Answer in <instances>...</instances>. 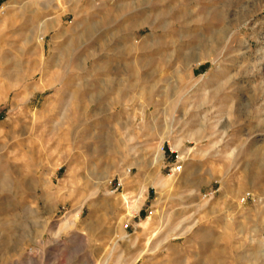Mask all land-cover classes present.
Masks as SVG:
<instances>
[{"label":"rangeland","instance_id":"obj_1","mask_svg":"<svg viewBox=\"0 0 264 264\" xmlns=\"http://www.w3.org/2000/svg\"><path fill=\"white\" fill-rule=\"evenodd\" d=\"M0 264H264V0H0Z\"/></svg>","mask_w":264,"mask_h":264},{"label":"built area","instance_id":"obj_2","mask_svg":"<svg viewBox=\"0 0 264 264\" xmlns=\"http://www.w3.org/2000/svg\"><path fill=\"white\" fill-rule=\"evenodd\" d=\"M181 167H182V166H181V165H179V166H178V169H181Z\"/></svg>","mask_w":264,"mask_h":264},{"label":"bare ground","instance_id":"obj_3","mask_svg":"<svg viewBox=\"0 0 264 264\" xmlns=\"http://www.w3.org/2000/svg\"><path fill=\"white\" fill-rule=\"evenodd\" d=\"M125 195V194H124ZM127 198V197H126ZM138 208V207H137ZM145 221V220H144ZM146 222V221H145ZM147 223V222H146ZM145 226V225H144Z\"/></svg>","mask_w":264,"mask_h":264}]
</instances>
